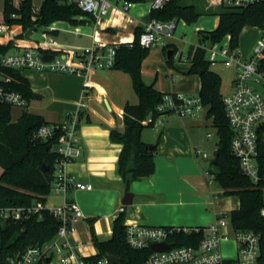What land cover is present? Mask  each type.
I'll return each mask as SVG.
<instances>
[{"label": "trees", "instance_id": "trees-1", "mask_svg": "<svg viewBox=\"0 0 264 264\" xmlns=\"http://www.w3.org/2000/svg\"><path fill=\"white\" fill-rule=\"evenodd\" d=\"M131 1L138 3L148 0ZM206 12L218 15L219 24L213 30H198L199 43L218 42L229 34L231 45L235 47L239 45L240 34L245 26L264 22V2L240 9L219 5L215 10H205L197 3L168 0L162 8L151 9L150 14L152 18L159 20H184L190 24ZM87 17L70 0H42L38 8L33 0H21L19 6L14 4V0H5L0 23L21 25L22 33L14 36L8 43L0 44V79L3 75L11 76L14 89L20 91L30 102L34 94L30 80L22 69L4 67L1 63L2 55L9 52L17 40L23 39L31 27L38 29L50 26L57 20L77 26L87 24L90 21ZM143 30L144 26L138 25L133 42L120 44L113 67L131 75L140 100L138 104L125 105V130L113 128L110 131L111 140L123 145L118 158V172L125 183L148 178L155 172L156 147L151 149L152 144L143 140L142 133L145 128L154 127L157 118L164 113L157 107L163 101L165 93L156 86V80L147 83L143 77L142 63L151 50L140 43ZM39 43L40 41L36 45ZM170 47L171 45H166L164 52L168 65L173 66L177 48L172 49L169 57L167 52ZM187 59L192 63L189 73L199 74L201 77L199 97L206 106V116L212 120L219 137L216 149L218 156L213 159L218 164L215 165L212 161L210 171L215 183L222 189L223 196H236L239 199V206L229 213L231 226L235 230H252L260 235L261 264H264V183L256 184L245 175L239 159L231 151L233 131L223 102L222 78L211 68L205 49L191 45ZM12 106L0 101V209L29 207L37 202H42L44 206L30 216L25 214L17 220L0 215V257L7 252L51 240L61 225L59 218L45 203L55 179L57 160L61 158L56 147L61 144L65 132L58 129L51 138H39L36 135L39 128L50 122L42 115L30 111H25L17 121H12ZM50 144L51 148L48 147ZM91 222L93 243L97 248V254L93 257L115 255L120 258L119 264H140L151 252L150 248L135 249L127 242L125 212L119 213L114 219L113 235L107 240L98 238L93 220ZM203 236L202 229L190 232L181 229L171 234L169 241L172 245H196Z\"/></svg>", "mask_w": 264, "mask_h": 264}, {"label": "crops", "instance_id": "crops-1", "mask_svg": "<svg viewBox=\"0 0 264 264\" xmlns=\"http://www.w3.org/2000/svg\"><path fill=\"white\" fill-rule=\"evenodd\" d=\"M20 1L14 0V4L19 6ZM191 1L199 3L198 0ZM143 3H135L129 15L142 20L150 13V6ZM40 4L34 5L38 8ZM121 13L114 12L104 16L100 19L99 26L89 21L87 24H94L93 30L82 26L86 24L76 26L57 20L50 26L41 27V36L43 31L52 28V34L58 43L72 50L90 45L95 31L98 37L111 42L134 40L136 26L130 25L128 15ZM182 21L184 25L187 24ZM216 24L217 27L219 16ZM7 26L8 30L0 32V44H6L22 33L21 25ZM210 28L212 27H206L204 21L200 20L193 31L197 33L198 30L215 29ZM32 35L30 39L24 36L17 40L9 52L35 46L42 40L32 38ZM180 38L174 33L167 39L170 49L177 48L173 66L167 63L164 47L152 48L142 63L143 77L147 83L156 80V86L163 93L199 96L201 77L199 74L189 73L192 63L187 59L188 53L185 54L176 42ZM192 39L189 36L186 38L187 41ZM22 72L30 80L34 93L39 94L33 98H45L46 90L50 93L51 99L46 102V109L30 111L42 115L50 123L63 120L75 107L86 80L84 77L60 72H40L32 69H24ZM88 80L91 83L90 96L82 119L76 126V138L82 146V153L77 159L65 163L63 169L76 176L78 181L92 184L93 188H71L67 193L51 192L45 205L53 208L63 205L67 200L76 201L84 215L76 223L74 238L77 245L81 244L80 251L83 254L95 255L97 248L93 243L91 220L98 238L107 240L113 235L117 210L124 205L122 200L126 183L118 172V158L123 145L111 140L110 131L113 128L125 130V105L138 104L140 100L131 75L123 70L96 69L89 73ZM24 112V109L21 110L19 118ZM19 118H12V121ZM158 124L151 129H144L142 133L145 142L156 144V169L150 177L131 183L130 189L135 197L132 204L125 205L126 223L185 227L212 224L217 213L229 208L231 203L229 197H226L227 203L223 201L224 198L215 195L216 190L214 191L206 175L210 158H204L198 152L201 148L208 150L206 145L209 144L208 138H211L208 134L212 132L207 129L209 125H213L212 120L206 115L181 117L176 113H169Z\"/></svg>", "mask_w": 264, "mask_h": 264}, {"label": "built area", "instance_id": "built-area-1", "mask_svg": "<svg viewBox=\"0 0 264 264\" xmlns=\"http://www.w3.org/2000/svg\"><path fill=\"white\" fill-rule=\"evenodd\" d=\"M74 1L87 15L95 26L100 25V19L108 14L121 11L128 15L130 25H143L140 43L150 49L165 47L167 39L172 36L178 26V21L150 19L142 22L129 15L135 4L131 0H70ZM168 0H151V9H159ZM264 0H218L219 5L234 9L246 8ZM259 29L258 38L252 52L245 56L238 46L231 45V35H226L221 41H204L198 44L206 51V58L211 65L221 63L224 67L234 64L236 76L231 91L223 95V102L230 127L233 131L231 151L239 159L242 172L256 184L264 183V22L254 25ZM8 30L7 24H0V32ZM93 36L90 45L71 48H61L52 34V28L42 32V40L38 45L24 47L16 52L2 55L1 63L7 68L32 69L40 72H60L86 78L82 94L75 107L67 116L58 122L43 124L36 135L48 139L55 135L58 129L65 132V137L56 150L61 154L57 160L55 179L51 192L67 193L71 188L92 189V184H84L76 176L64 171L63 165L77 159L82 153V146L76 138L77 124L82 119L84 108L90 96L91 86L88 75L96 69L113 68L116 62L117 50L122 43L131 41L111 42ZM224 41V43H223ZM45 50V51H44ZM54 54L51 60H45L43 55ZM12 77L3 75L0 79V101L13 106L26 107V97L12 86ZM162 113L156 124L163 122L166 115L176 113L181 117H200L206 115V106L199 96H189L183 93H165L163 101L158 105ZM209 137L213 134L209 133ZM199 154L210 158L206 149H199ZM209 183L212 185L214 175L210 168L206 170ZM228 200L233 201L231 196ZM238 201V206H239ZM44 204L37 202L29 207H5L0 209L4 218L21 219L25 214L39 211ZM237 206V207H238ZM230 203L229 208L220 210L216 220L207 226H170L149 225L144 223H126V237L129 245L135 249L150 248L151 252L140 264H261L260 235L252 230H235L229 219L231 210L237 208ZM59 218L61 225L57 234L43 244H31L23 249L7 252L0 257V264H119L110 255L99 257L85 255L80 251L74 238L76 223L83 217V211L76 201H65L63 205L50 208ZM126 211L121 205L117 212ZM204 232L203 238L196 245H172L169 237L175 231ZM233 238L237 244L236 260L224 257L222 241ZM74 240V244L72 243ZM1 242V237H0ZM167 242L164 250L154 251L152 244ZM229 261H232L229 263Z\"/></svg>", "mask_w": 264, "mask_h": 264}, {"label": "rangeland", "instance_id": "rangeland-1", "mask_svg": "<svg viewBox=\"0 0 264 264\" xmlns=\"http://www.w3.org/2000/svg\"><path fill=\"white\" fill-rule=\"evenodd\" d=\"M17 1V0H15ZM42 0H33L34 4L38 5L41 3ZM186 3H191V0H184ZM195 1V0H194ZM199 3L202 6L203 9L205 10H215L216 8H219V4H218V0H198ZM151 0H148L146 2H144L143 4L146 5L147 7L150 6ZM4 4H5V0H0V16L3 13V9H4ZM118 14H122L120 11L117 12ZM217 18L218 15L216 14H212L210 12H206L204 14H202L199 19L194 22V23H187V24H183V21L180 20L179 24H178V28L175 31V35L176 37H181L180 39H176V42L179 44V46L183 49L184 53L187 54L188 53V49H190L191 44H197L198 41V37H197V33L194 30L195 26L200 22V20H202V22L204 21L206 27H212L210 29H213L216 27V23H217ZM93 23H89L86 25H82L86 28H91L93 30ZM209 29V28H208ZM191 34V36H190ZM258 34H259V29L257 27L254 26H245L240 34V39H239V48L242 51L243 55L248 56L251 52L252 49L255 45V42L258 38ZM193 37L192 40H186L187 37ZM32 38H36V39H43L41 36V28H38L35 30V32L32 35ZM224 43V41H223ZM199 44V43H198ZM197 44V45H198ZM15 50L13 49L12 52H14ZM211 68L218 72L222 78V84H221V92L223 95L228 94L233 86V80L236 76V67L234 64H231L229 66L224 67L221 63L219 64H213L211 65ZM51 95L50 93L46 90V97L45 98H40V99H36V98H31L30 104L28 102L26 107H19V106H12V110H11V115L13 119H17L19 118V115L21 114V110H29V111H33L35 109H46V102L50 101ZM156 126V125H155ZM159 126V124L157 125ZM147 129H151V127H147L145 128V130ZM210 132L213 133V137L208 138V142L209 144H207V149L208 152L210 154V159L208 160V167L211 168L212 167V161L214 159V152L217 149V144H218V134H217V130L213 125H209V128L207 129ZM1 171V168H0ZM214 191H215V195L217 197L220 198H224L223 201L228 203V200L225 196L222 195V189L220 188V186L217 185V183H213L212 184ZM232 198V205H235L236 207L238 206V201L239 199L236 196H231ZM80 242V241H79ZM221 248H222V252L225 258L227 259H233L236 260L238 257V248H237V244L234 241V239L231 237L228 240H224L222 241L221 244ZM232 261H229V263Z\"/></svg>", "mask_w": 264, "mask_h": 264}, {"label": "water", "instance_id": "water-1", "mask_svg": "<svg viewBox=\"0 0 264 264\" xmlns=\"http://www.w3.org/2000/svg\"><path fill=\"white\" fill-rule=\"evenodd\" d=\"M150 19H151V14H150V13L146 14V15L142 18L143 22H149ZM36 29H37V28H36L35 26H34V27H31V28L25 33V37H26L27 39H30V38H31V35L33 34V32H34ZM167 54H168V56L170 57L171 54H172V49H169L168 52H167ZM43 58H44L45 60H51V59L54 58V54H52V53H46V54L43 55ZM38 95H39V94L35 92V93L33 94V97H36V96H38ZM48 147L51 148L52 145L50 144ZM155 147H156L155 144L150 146L151 149H154ZM217 156H218V151H215V152H214V157H217ZM213 163H214L215 165H217V164H218V161L215 159V160L213 161ZM130 186H131V181H127V182H126V186H125V194H124V197H123V200H122V203H123L124 205H130V204H132V203H133V200H134V197H135V193L132 192V190L130 189ZM72 243L74 244V240H73V239H72ZM167 247H168V243H167V242H159V243H154V244H152V249H153L154 251L164 250V249H166ZM110 257H111L116 263H119V262H120V258H119L118 256L110 255Z\"/></svg>", "mask_w": 264, "mask_h": 264}]
</instances>
